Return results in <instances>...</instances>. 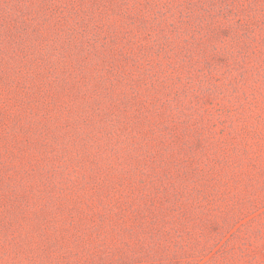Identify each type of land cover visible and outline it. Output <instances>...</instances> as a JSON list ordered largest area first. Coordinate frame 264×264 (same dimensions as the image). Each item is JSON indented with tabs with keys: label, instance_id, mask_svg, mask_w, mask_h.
Returning a JSON list of instances; mask_svg holds the SVG:
<instances>
[{
	"label": "rangeland",
	"instance_id": "1",
	"mask_svg": "<svg viewBox=\"0 0 264 264\" xmlns=\"http://www.w3.org/2000/svg\"><path fill=\"white\" fill-rule=\"evenodd\" d=\"M0 264H264V0H0Z\"/></svg>",
	"mask_w": 264,
	"mask_h": 264
}]
</instances>
